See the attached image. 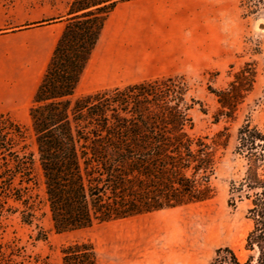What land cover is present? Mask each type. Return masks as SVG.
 I'll list each match as a JSON object with an SVG mask.
<instances>
[{"label":"trees","instance_id":"obj_1","mask_svg":"<svg viewBox=\"0 0 264 264\" xmlns=\"http://www.w3.org/2000/svg\"><path fill=\"white\" fill-rule=\"evenodd\" d=\"M129 0H70L65 25L28 107L35 154L24 129L0 114V212L8 200L22 205L30 223L34 166L40 171L45 202L56 233L90 228L95 223L201 203L214 196L212 177L217 150L229 135L194 138L184 75L157 77L75 98V91L97 44L105 20L118 3ZM246 11H264V0H243ZM231 81L209 88L219 110L233 120L253 91L258 67L245 61L230 66ZM242 174L230 180L227 205L246 204L251 228L246 257L219 248L209 264H264V132L246 119L233 150ZM61 264H99L89 242L60 250Z\"/></svg>","mask_w":264,"mask_h":264},{"label":"rangeland","instance_id":"obj_2","mask_svg":"<svg viewBox=\"0 0 264 264\" xmlns=\"http://www.w3.org/2000/svg\"><path fill=\"white\" fill-rule=\"evenodd\" d=\"M61 2L67 8L70 0ZM186 2L187 42L180 44L173 39L167 45H151L146 53V59L151 62L143 68L130 69L123 76L125 81H143L184 75L188 96L199 102L189 112L193 122L191 136L211 140L218 132L227 130L229 138L217 150L218 160L211 180L214 196L201 203L56 233L45 202L40 171L35 165L31 191L37 206L35 217L30 223L22 221V205L12 200L6 202L0 212V264H61V248L78 242L93 245L99 264H209L215 251L224 247L232 249L241 259L246 257L245 239L251 228L245 218L247 206L238 203L232 209L227 200L230 180H238L242 174L233 154L238 129L249 119L264 132V11L248 13L243 0ZM39 25L43 24L33 26ZM245 61H254L258 67L254 89L233 120L220 117L216 122L219 105L209 88H226L231 81L229 67L232 65L237 70ZM43 72L29 83L11 84L2 92L3 98L11 97L26 104L24 113L17 112L12 119L24 129L25 144L34 154L28 107ZM99 88L84 77L74 97L110 89Z\"/></svg>","mask_w":264,"mask_h":264},{"label":"crops","instance_id":"obj_3","mask_svg":"<svg viewBox=\"0 0 264 264\" xmlns=\"http://www.w3.org/2000/svg\"><path fill=\"white\" fill-rule=\"evenodd\" d=\"M66 11L61 0H0V114L13 118L17 112L24 113L26 104L3 98L2 92L11 84L29 83L43 72L64 27ZM187 27L186 0L118 3L105 20L81 79L86 77L99 89L141 82L125 81L123 74L150 63L146 53L153 44L167 45L173 39L185 44Z\"/></svg>","mask_w":264,"mask_h":264}]
</instances>
